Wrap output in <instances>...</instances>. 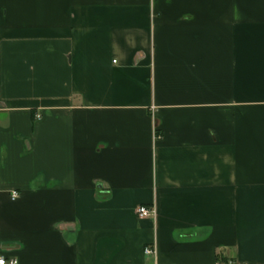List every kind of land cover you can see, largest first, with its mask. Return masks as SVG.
<instances>
[{
	"label": "crops",
	"instance_id": "obj_1",
	"mask_svg": "<svg viewBox=\"0 0 264 264\" xmlns=\"http://www.w3.org/2000/svg\"><path fill=\"white\" fill-rule=\"evenodd\" d=\"M0 256L264 264V0H0Z\"/></svg>",
	"mask_w": 264,
	"mask_h": 264
},
{
	"label": "built area",
	"instance_id": "obj_2",
	"mask_svg": "<svg viewBox=\"0 0 264 264\" xmlns=\"http://www.w3.org/2000/svg\"><path fill=\"white\" fill-rule=\"evenodd\" d=\"M17 196V191H12L11 197ZM137 214L139 217H153L155 215V208L147 205H138ZM145 254H154V246H147L144 248ZM0 264H16V259L14 257H4L0 256Z\"/></svg>",
	"mask_w": 264,
	"mask_h": 264
}]
</instances>
